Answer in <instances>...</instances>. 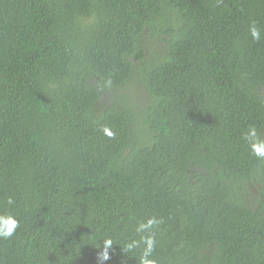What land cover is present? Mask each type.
<instances>
[{
	"label": "trees",
	"instance_id": "trees-1",
	"mask_svg": "<svg viewBox=\"0 0 264 264\" xmlns=\"http://www.w3.org/2000/svg\"><path fill=\"white\" fill-rule=\"evenodd\" d=\"M253 125L264 0H0V264H264Z\"/></svg>",
	"mask_w": 264,
	"mask_h": 264
},
{
	"label": "clouds",
	"instance_id": "clouds-1",
	"mask_svg": "<svg viewBox=\"0 0 264 264\" xmlns=\"http://www.w3.org/2000/svg\"><path fill=\"white\" fill-rule=\"evenodd\" d=\"M249 31L254 40L259 41L261 39L262 30L255 24L250 26ZM103 131L108 137L114 136V133L108 128H104ZM244 138L249 142L251 155L255 156L258 160L264 161V140L260 139V137L258 136L257 127L254 125L249 126L248 130L244 133ZM6 204L13 205V197L9 196L6 200ZM19 223V220L10 212L0 214V239L11 238L15 234L16 229L19 227ZM158 223H162V221H158L155 217L149 218L146 223H140L136 231L144 232ZM145 242L148 244V246L143 249L141 258L144 264H155L154 260L148 259V257H150L153 252L154 240L148 239ZM111 245V240H106L104 242V251L98 255L99 261L103 262L109 258L107 249ZM136 247H139V243L136 241H133L128 245L129 249H133Z\"/></svg>",
	"mask_w": 264,
	"mask_h": 264
}]
</instances>
